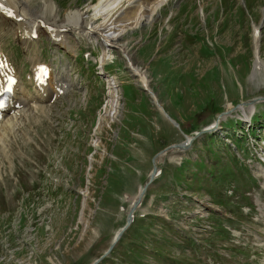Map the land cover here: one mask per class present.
<instances>
[{
    "label": "rangeland",
    "instance_id": "rangeland-1",
    "mask_svg": "<svg viewBox=\"0 0 264 264\" xmlns=\"http://www.w3.org/2000/svg\"><path fill=\"white\" fill-rule=\"evenodd\" d=\"M54 1L57 21L91 23L68 32L71 55L41 34L67 90L0 129V264L92 263L153 164L96 264H264V0L132 6L127 28L114 20L129 0Z\"/></svg>",
    "mask_w": 264,
    "mask_h": 264
},
{
    "label": "bare ground",
    "instance_id": "bare-ground-1",
    "mask_svg": "<svg viewBox=\"0 0 264 264\" xmlns=\"http://www.w3.org/2000/svg\"><path fill=\"white\" fill-rule=\"evenodd\" d=\"M1 1L5 3L7 6L12 7L14 13L13 16L9 17L6 15L5 12L6 10L0 8V17L2 18V20H6L7 22H9L11 26H18L24 23H31L39 27L41 26L40 24H42V29L47 31L53 37V40H55L54 38H61L58 37L60 35L62 36V38L67 39L66 32L70 30H73L79 34L85 33L86 30L89 28L88 24L91 23L90 22L91 19L84 17L85 12L82 13L80 11H73V10L69 11L67 14L64 15L63 21L61 22L57 21L59 18V14H58L59 9L54 0H1ZM36 1L38 2V4L35 7L34 5L31 4V2H36ZM164 1L166 0H129L127 8L123 9L120 12V14L115 18L114 24L120 22V24L118 25L119 26L122 25V28L125 27L127 28L129 26H132L133 24L135 25V19H133L135 12L131 9L132 6L137 7L139 5H143L144 8H142V12L140 13V18H146L150 14H152V12H155L157 6L162 5L161 2ZM18 16H20V19H16ZM59 27H63L64 31L62 33H60L61 29H59ZM101 31L97 29L96 31H94L96 37L98 36L97 38L102 39V41L105 43L110 41L112 43H115V45L118 46L119 49L124 53V55H126V48L124 45L119 44L116 41H113L111 38L109 39L108 37L103 36L101 34ZM258 37H259L258 30L255 29L254 30L255 41L258 40ZM66 39L65 40L57 39V42H61L62 40V43L69 44L68 39L67 41ZM128 62L130 63L131 69L136 73L138 78L144 81L146 84L147 79L144 73L140 71L141 69L139 70L137 67L133 66V64H131V61L128 60ZM149 94L153 99L155 98V95L152 91H149ZM16 98H18L23 104H25L26 92L24 87L20 83H18V86H16V88L12 91L10 99L8 100V105L6 106L4 111L0 113V116H2L0 118V129L7 127L9 132L13 131L12 128H10V126L14 127V125L21 120L19 119L20 116L26 115V111H27L26 107L19 108L17 110V113L10 112V109L12 108L11 107L12 102L15 101ZM31 106L32 108L35 107V104ZM11 110L16 111L14 109ZM3 138L6 139L7 137L1 135L0 133L1 143L2 141H4ZM183 143L184 141L181 142V145H183ZM136 195L138 196V193H136Z\"/></svg>",
    "mask_w": 264,
    "mask_h": 264
},
{
    "label": "water",
    "instance_id": "water-1",
    "mask_svg": "<svg viewBox=\"0 0 264 264\" xmlns=\"http://www.w3.org/2000/svg\"><path fill=\"white\" fill-rule=\"evenodd\" d=\"M204 130H206L205 127L201 128V129L198 130V131H195L194 134L188 138V140H190L191 137L197 135L198 133H200V132H202V131H204ZM172 145H176L177 147H182L181 142H180V143H176V144H172ZM152 162H153V161H152ZM154 172H155V165L153 164V165H152V170H151V172H150V174H149V175H150L149 179H148L147 181L144 182V184H143L142 187H141V190H140L139 193H138V196H136V198L133 199L131 205H130L129 208H128V211H127V214H126V221H125V224H124L123 226H121V227L115 232V234H114V236L112 237L110 243L108 244L106 250H105V251H104L99 257H101L105 252H107V251L110 249V247L114 244L115 240L117 239L118 235L120 234L121 230H122V229L126 226V224L130 221L132 211H133V209L136 207V205L138 204L139 199H140V196H141L142 192L144 191V189L146 188V185L148 184V182H149L150 178L152 177V175L154 174ZM99 257H98V258H99ZM98 258H96L95 260H93V262L96 261ZM93 262H92L91 264H93Z\"/></svg>",
    "mask_w": 264,
    "mask_h": 264
}]
</instances>
